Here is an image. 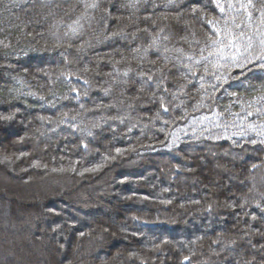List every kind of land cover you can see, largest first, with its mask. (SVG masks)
<instances>
[{
	"label": "trees",
	"instance_id": "trees-1",
	"mask_svg": "<svg viewBox=\"0 0 264 264\" xmlns=\"http://www.w3.org/2000/svg\"><path fill=\"white\" fill-rule=\"evenodd\" d=\"M113 1L118 3L119 0H104L102 4V9L107 8L113 17L120 18L118 21L108 22L112 30L125 28L131 33L136 31L132 25L138 24L140 29L147 27L154 33L155 29L151 22L145 23L142 18L152 15L160 26H165V22L158 18L159 14L163 13L168 15L167 24L174 34L169 47L175 44L187 50V45L176 43L180 37L187 35L184 28L186 21L199 36L203 35L201 32L203 26L188 15L185 5H181L185 15L177 22L173 19L177 14L176 9L166 12L158 8L156 13H151L144 10L145 7L150 8V5H145L139 12L133 14L127 9L116 11L117 6L114 7ZM7 2L8 0H0V4ZM16 2L18 6L11 12L0 9V39L11 40L13 48L19 53L18 56L4 58V52L11 49L0 50V114L7 115L19 109L11 123L0 122V148H2L0 156H10L13 160L11 164L0 163V173L10 180L8 184L0 185V264H88V262L140 264L141 260L147 261L148 264H186L183 260L184 256H191V264H225V257L230 260L235 254L221 252V248L213 243L217 239L223 241L237 239L240 248L248 258H251L253 253L238 238L244 234L242 231L244 229L259 228L264 232L262 227L264 219L253 203L260 201L259 193L264 192V185L258 182L256 190L250 192L252 185L247 181L249 175H255L258 181L264 176V168L254 173L249 172L252 164H264V151L260 150V146L245 145L242 151L230 141L221 139L181 144L179 152L159 149V142L165 135L159 131L163 125L157 122L153 126L149 118L154 117L159 110L158 102L153 101L151 97L154 93L157 96L163 95V92L142 85L140 80L133 76L129 77L126 84L113 85V75H109L113 73V66L102 62L96 63L117 61L119 64L116 66L120 67L121 71L131 67L135 72H149L153 63L156 67L172 68L168 73L166 86L169 91H175V85L184 82L179 69L172 67L171 63L164 65L162 57L154 50H149L144 56L142 67L141 62L134 59L133 50L137 47H146L150 42L149 38L101 43L82 58H77L74 51L79 42L65 41L72 43L67 66L55 54L43 57L31 54L24 56L23 52L34 45L41 46L47 42L51 46L54 43L48 36L51 20L45 22L42 19L49 10L40 3V0H16ZM156 2L159 4L162 0ZM125 3L126 0H120L117 5L123 8ZM53 10L57 11L58 18L66 19L65 10L68 12L75 10L79 13L82 7L78 0H68L67 3L60 2L59 9ZM206 11L211 15H217L212 9ZM137 17L140 19L138 20ZM203 30L206 32L207 28ZM37 33L44 35L39 36ZM6 65L11 67H4ZM85 65L89 68L87 73L83 71ZM38 70L47 71L52 79L45 78ZM62 71L73 75L71 83L60 76ZM76 76L89 81L91 88L88 89L87 96L83 95L85 86L82 81L75 79ZM15 78L23 79L25 84L30 86L31 91L48 100H55L65 95L69 96V99L56 100L57 108H52L38 97L18 99L15 93L19 88ZM110 85L113 94L105 96L102 89ZM141 87L144 89L143 92H137ZM72 88L80 89L79 100L73 98ZM187 90L189 93H195V88L191 86ZM233 91L241 92L239 89ZM138 96L139 100H137ZM168 99L170 98L166 97V101ZM121 100L124 105L133 103L136 106L131 112L132 122L148 125L147 128L143 130L133 128L129 132L131 125L127 121L125 124L115 123L111 127L105 125L103 131L96 132L94 139L87 140H82L79 134H71L69 130L48 133L45 137L39 136L37 132L38 129L45 130L38 119L41 116L57 119L62 112H68L70 115L80 112L81 104L87 111L98 105L118 104ZM228 104L227 97L218 101L221 111ZM233 111L239 112L240 109L234 107ZM105 114L117 116L123 113L111 109ZM174 115L180 116L181 113L177 111ZM165 118L170 119V117ZM17 119L26 121L27 130L23 134L18 132L19 129H13V126L17 125ZM90 119L95 120L97 117ZM228 119L231 120V117ZM166 131H175V127ZM7 133L9 136L6 138ZM1 135L4 136L3 142ZM21 137H24L23 141ZM83 143L88 144V150L82 147ZM148 145H154L159 150L144 151L138 157L130 152L126 153L124 158L110 163L97 173L80 176L78 173L73 174L68 171L51 172L49 177L52 179L47 181H54L55 185L51 187L53 183L49 184L52 190L46 191L48 190L46 189L44 197L40 195L42 197L38 202L21 203L14 197L21 195L23 191L21 187L38 190L44 189L43 185L46 186L45 180L40 177L34 178V175L29 173L28 164L39 162L40 167L34 168L38 171L45 169L43 165L46 164L48 169L43 171L46 173H49L53 167L68 169L73 166L80 172L84 168L100 163L104 155L114 153L117 147H135L140 150ZM21 154H26V159L30 161L26 163V159H16ZM178 164L181 168L179 173L175 172V166ZM153 171L158 176H164V182L159 181V177L156 180ZM143 177L149 182L144 181ZM121 180L125 182L120 183ZM4 188H7L6 191ZM145 196L149 199L144 200ZM241 197L248 200V204L243 209L239 207L242 203ZM165 200H171L172 203L167 205L160 203ZM190 201H200V204H192ZM260 202L264 205V201ZM233 203L236 205L235 208L226 207ZM181 204L184 205L183 208L180 207ZM208 204L213 205L212 213L206 211ZM64 207L73 210L79 214V217L88 219L84 223L85 227L81 226L83 229L80 233H85L83 237L80 233L74 235V231H78V228L73 215L69 217L57 215ZM252 214L257 216V221L251 220ZM133 216L147 219L159 217L160 220L174 222L144 226L135 223L131 219ZM3 221L9 225H3ZM10 223H14L15 226L12 225L14 230L8 227L11 226ZM25 226L29 229L24 228ZM57 226H59L58 230L53 231ZM38 227L44 230L41 233L43 236H31V232ZM171 228L175 230L173 235L169 233ZM105 229L108 231L105 232ZM27 237L34 242V248L37 247L42 259L27 250L25 244ZM164 240L168 243H162ZM253 242L259 244L264 243V240L259 236H253ZM63 252H66L67 258H55L62 256ZM133 252L137 254L136 257H130V253ZM217 252L220 253L219 257L215 255ZM259 258L257 256V259Z\"/></svg>",
	"mask_w": 264,
	"mask_h": 264
},
{
	"label": "snow or ice",
	"instance_id": "snow-or-ice-1",
	"mask_svg": "<svg viewBox=\"0 0 264 264\" xmlns=\"http://www.w3.org/2000/svg\"><path fill=\"white\" fill-rule=\"evenodd\" d=\"M67 3L68 0H40V3L49 11L42 19L47 22L51 20L48 28V36L54 43L49 46L47 42L41 46H32L23 52L24 56L35 55L43 57L45 55L55 54L59 56L67 66V59L72 49V43L65 41H78L79 45L74 49L77 58L85 57L90 50H94L98 44L108 42H127L136 40L141 37L149 38L150 42L146 47H137L133 50L134 59L141 62L149 50H154L163 59L164 65L171 63L172 67L180 70L183 83L175 85V91H169L166 86L168 73L172 71L169 67H156L153 63L149 72H135L131 67H126L123 71L116 66L117 61H97L96 63L111 64L113 66L112 84H126L129 77L133 76L140 80L142 85L151 86L158 92L162 91L163 95H155L151 99L159 104V110L155 116L150 119L154 126L160 122L163 127L159 129L161 133H165L164 139L159 142V149L168 152H179L181 144L202 143L204 140L219 141L226 139L232 145L244 150V146L249 147L260 146V150L264 151V0H162L157 3L156 0H126L123 8L117 7L116 11L129 10L133 14L140 11L141 7L144 10L156 13L158 8L164 9L166 12L171 9H176L177 14L173 19L177 22L185 15L181 10V5H185L188 9V15L193 20L198 22L203 27L201 28L202 37L197 31L192 28L187 21L184 24L187 35L180 37L177 44L187 45V50L183 46H176L172 42L173 33L168 27V15L159 14V19L165 22V26H160L157 20L152 15H146L142 19L145 23L151 22L155 32L149 28L140 29L138 24H133L136 28L135 32H129L125 28L112 30L108 22L110 20H119L118 17H113L111 11L107 8L102 9L104 0H78L82 7V11L76 13L75 10L68 12L65 10V16L57 17L59 3ZM16 0H8L7 3L0 4V9L11 12L17 7ZM206 9L214 10L217 15H211ZM99 13V15H97ZM132 17H129L131 19ZM139 20L140 18L137 17ZM204 28L207 31L204 32ZM43 36V33H37ZM35 39V38H33ZM18 42V41H17ZM38 43V42H37ZM4 52V58L13 55H19L12 46V41L0 39V50H9ZM4 67H11L6 65ZM155 69V71H151ZM41 75L47 79H52L50 74L44 70H38ZM83 71L87 73L89 68L85 65ZM65 80L71 83L73 75L62 71L60 73ZM77 81H82L85 86L84 96H87L88 89L91 88L88 80H83L82 77L76 76ZM15 83L19 90L16 91L17 98L21 97H38L39 100L49 104L52 108H57L56 100H68L69 96L58 97L55 100H48L46 97L39 96L38 93L30 90V86L26 85L21 78H15ZM189 86L195 88V93H189ZM27 89V90H26ZM239 89L241 92L233 91ZM143 87L137 89V92H143ZM105 96L113 94L111 85L102 89ZM71 93L73 98L79 100L81 91L78 88H72ZM166 97L170 98L166 101ZM227 97L229 104L224 106L223 111L218 106V101ZM139 100V96L137 97ZM30 107V106H29ZM133 103L124 105L121 100L118 104L107 106L98 105L93 109L85 111L84 105H80V112L69 114L62 112L57 119L51 117H39L44 131L37 130L39 136L45 137L48 133L61 132L69 130L71 134H79L82 140L95 138L97 131H103L105 125L111 127L115 123L125 124L127 121L131 125L129 132L133 128L143 130L148 125L133 123L131 112L135 110ZM234 107L240 109L239 112L233 111ZM115 109L117 112H122V115L108 116L106 111ZM190 109V110H189ZM177 111L180 116L174 115ZM19 109L7 115L0 114V122L11 123ZM90 117H97L92 120ZM165 117H170L166 119ZM231 117V120L228 118ZM175 127V131H166ZM24 137H21V141ZM82 147L88 150V144L83 143ZM154 145H148L137 150L135 147L120 148L117 147L114 153L104 155L100 163L92 167L84 168L78 174L84 176L86 173H97L105 168L110 163L116 162L118 159L124 158L126 153H132L135 156H140L144 151L159 150ZM16 157V159H20ZM227 155V153H225ZM0 163H13L10 156H0ZM77 164L79 161L76 162ZM32 167H40L39 162H35ZM45 170L48 166L43 165ZM264 168V164H252L249 172H255L258 169ZM52 172H72L77 173L75 166L65 169L55 168ZM181 171L180 165L175 166V172ZM248 183L252 185L249 191H255L257 183L264 185V176L259 178L255 175L247 177ZM121 180L120 183H124ZM260 201H264V192L259 193ZM148 200L149 197H143ZM242 203L239 205L243 209L248 200L244 197L240 198ZM260 201H253L257 209L261 213V218L264 219V205ZM162 204H171V200L160 201ZM192 204H200V201H190ZM184 207L183 204L180 205ZM226 207L235 208L236 205L228 204ZM206 211L213 212V205L208 204ZM247 215V213H246ZM131 219L138 224L147 226L158 223H171L174 221L160 220L159 217L154 219L142 218L133 216ZM255 214L251 215L253 222L257 221ZM264 227V225H262ZM59 226L53 229L57 231ZM105 232L108 230L105 229ZM243 235L238 239L244 242L251 250L253 255L248 258L240 248L237 239L223 241L217 239L213 243L221 248V252H231L235 255L229 260L225 257V264H264V243H254L253 236H259L264 240V232L259 228L244 229ZM34 235V234H33ZM85 233L81 232L83 237ZM89 235H91L89 233ZM138 235V233H133ZM162 243H168L167 240ZM63 247V246H61ZM158 248V246H157ZM136 253H130V257H136ZM217 257L220 253H215ZM237 255L239 258H237ZM257 256L260 258L257 259ZM183 260L186 264H191V256H184ZM140 264H148L147 261L141 260Z\"/></svg>",
	"mask_w": 264,
	"mask_h": 264
},
{
	"label": "rangeland",
	"instance_id": "rangeland-1",
	"mask_svg": "<svg viewBox=\"0 0 264 264\" xmlns=\"http://www.w3.org/2000/svg\"><path fill=\"white\" fill-rule=\"evenodd\" d=\"M17 121V125H18V127H16V126H13V129L15 130V129H19V131L18 132H20V133H25V130H27V127H26V121H23V120H16ZM5 135V134H4ZM9 136V133H7V135H5V137L7 138ZM1 140H2V142H3V140H4V136H2L1 135ZM0 152H2V148H0ZM21 156V155H20ZM23 159H26V154L25 155H23L20 159H18V160H23ZM30 161V159H26V163L27 162H29ZM2 164V163H1ZM33 165V164H32ZM32 165H30V164H28V167H27V169H28V171H29V173L31 174V175H34V178H37V177H40L42 180H45L46 181V186H48L49 184H52L53 182L52 181H47V179L49 180V179H52L51 177H49V175L50 174H52L51 172L52 171H50L49 173H46V172H43V171H45V169H41V170H36V169H34L35 167H32ZM5 166V165H4ZM9 169V168H8ZM26 169V170H27ZM12 172V171H11ZM33 173V174H32ZM77 173H79V171H77ZM77 173H73V174H77ZM12 174H13V172H12ZM16 175H17V173H15ZM37 175V176H36ZM59 175H60V173H59ZM14 176V175H13ZM51 176V175H50ZM55 177V176H54ZM33 178V179H34ZM39 178V180H41ZM6 180V181H5ZM12 180V179H11ZM9 181L10 180H7V178H6V176L4 175V174H1L0 173V185H5V184H8L9 183ZM55 185V183H53V185L51 186V187H53ZM44 186V189H42V188H40V189H33V190H29V189H27V188H25V187H21L22 188V192H23V194H22V192H21V195H15L14 197H15V199L16 200H19V201H21V203H24L23 201H25L26 203H33V202H38L39 201V198H41L40 197V195H43V197H44V194L46 193V191H50V189L52 190V188H49V186L46 188V186L45 185H43ZM20 188V189H21ZM24 188L27 190H24ZM5 189V188H4ZM7 189V188H6ZM6 189H5V191H6ZM46 189H48V190H46ZM39 190H41V191H39ZM46 190V191H45ZM19 191H21V190H19ZM31 191V192H30ZM25 192V193H24ZM107 195V194H106ZM29 205V204H28ZM7 209V208H6ZM6 212H7V210H5ZM10 214V213H9ZM11 215V214H10ZM17 215V214H16ZM10 218V217H9ZM11 218H12V215H11ZM18 220V219H17ZM11 222V221H10ZM44 223H45V221H44ZM7 224V223H6ZM5 224V222L3 221V225H6ZM11 224V226H8L9 228H11L12 227V225L13 226H15L14 225V223H10ZM7 225H9V224H7ZM115 225H117V223L115 224ZM18 228V227H17ZM24 228H27V229H29V227H27V226H25ZM12 229L14 230V228L12 227ZM19 229V228H18ZM15 230H17V229H15ZM21 230H22V228H21ZM29 232H31V231H29ZM61 232V231H60ZM59 232V233H60ZM32 233V232H31ZM57 233V232H56ZM59 233H58V236H60L59 235ZM62 236H64L63 234H62ZM25 244L27 245V250H29V251H32V252H34L35 254H37V256L38 257H42L41 255H39L38 254V252H37V247L36 248H34L35 247V245H34V242L31 240V238L30 237H27L26 238V242H25ZM23 253V252H22ZM66 254V252H63L62 253V256H56L55 258H62V259H65V258H67L68 257V255L66 256L65 255ZM23 255V257H25V255L24 254H22ZM35 256V255H34ZM42 259V258H41ZM99 260H100V258H99ZM43 261V260H42ZM62 261V260H61ZM62 262H65V261H62ZM88 264H93V263H89L88 262Z\"/></svg>",
	"mask_w": 264,
	"mask_h": 264
},
{
	"label": "bare ground",
	"instance_id": "bare-ground-1",
	"mask_svg": "<svg viewBox=\"0 0 264 264\" xmlns=\"http://www.w3.org/2000/svg\"><path fill=\"white\" fill-rule=\"evenodd\" d=\"M113 3H114V7H116V6L118 7L117 4L120 3V0L118 1V3H115L114 1H113ZM153 172H155V171H153ZM154 174H155V179L156 180H157V177H159L158 180L164 182V176H158L156 172ZM145 178L146 177H143V180L146 181V182H149V181H147L148 179H145ZM57 215L58 216H65V217H69V215H73L76 218L75 220H76L77 223H75V224L77 225L78 231H74L73 230L74 231V235H77V234L80 233V230L83 229L81 226L85 227L84 223L86 222V220H88L87 218L79 217L78 216L79 214H77L73 210H68V208H65V207L63 208V210H61L60 212H58ZM68 222H73V221H68ZM88 223H90V221H88ZM43 231L44 230L41 229L40 227L35 228V231H33L31 233V236H34V235L37 236V235H39L41 237V236H43V234H41V233H43ZM173 231H175L173 228H171V230H169L170 235H173L174 234Z\"/></svg>",
	"mask_w": 264,
	"mask_h": 264
}]
</instances>
